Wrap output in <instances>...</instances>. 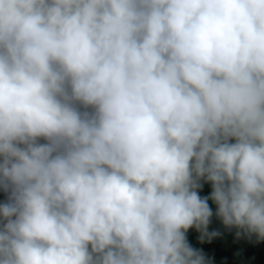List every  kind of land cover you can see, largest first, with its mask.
<instances>
[{"label":"clouds","instance_id":"1","mask_svg":"<svg viewBox=\"0 0 264 264\" xmlns=\"http://www.w3.org/2000/svg\"><path fill=\"white\" fill-rule=\"evenodd\" d=\"M0 191V264L264 241V0H0Z\"/></svg>","mask_w":264,"mask_h":264},{"label":"crops","instance_id":"2","mask_svg":"<svg viewBox=\"0 0 264 264\" xmlns=\"http://www.w3.org/2000/svg\"><path fill=\"white\" fill-rule=\"evenodd\" d=\"M206 192L205 188L200 195L206 196ZM5 198V194L0 191V202H3ZM209 204L215 211V205L211 201ZM208 231H217L219 235L213 237L211 241L205 238L201 242L200 233L190 229L187 237L194 248L203 251L210 264H264V241L247 247L251 239L243 235L237 238L236 230L225 228L215 216L212 218Z\"/></svg>","mask_w":264,"mask_h":264},{"label":"built area","instance_id":"3","mask_svg":"<svg viewBox=\"0 0 264 264\" xmlns=\"http://www.w3.org/2000/svg\"><path fill=\"white\" fill-rule=\"evenodd\" d=\"M257 241H256V238L255 237H252L251 238V241L246 245L247 247H249V246H252L254 243H256Z\"/></svg>","mask_w":264,"mask_h":264},{"label":"rangeland","instance_id":"4","mask_svg":"<svg viewBox=\"0 0 264 264\" xmlns=\"http://www.w3.org/2000/svg\"><path fill=\"white\" fill-rule=\"evenodd\" d=\"M205 188L207 189L206 194L208 195L210 193V191H211V187H210V185L205 184L204 187H203V189H205Z\"/></svg>","mask_w":264,"mask_h":264},{"label":"trees","instance_id":"5","mask_svg":"<svg viewBox=\"0 0 264 264\" xmlns=\"http://www.w3.org/2000/svg\"><path fill=\"white\" fill-rule=\"evenodd\" d=\"M256 243H258V242H256ZM256 243H254L253 245H255ZM253 245H252V246H253Z\"/></svg>","mask_w":264,"mask_h":264}]
</instances>
